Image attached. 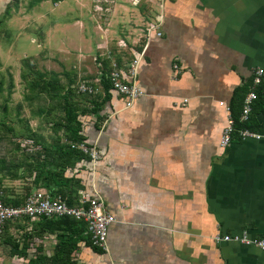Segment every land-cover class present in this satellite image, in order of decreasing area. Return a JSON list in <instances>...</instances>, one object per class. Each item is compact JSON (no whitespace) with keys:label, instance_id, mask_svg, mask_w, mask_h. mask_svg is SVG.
I'll return each instance as SVG.
<instances>
[{"label":"crops","instance_id":"crops-1","mask_svg":"<svg viewBox=\"0 0 264 264\" xmlns=\"http://www.w3.org/2000/svg\"><path fill=\"white\" fill-rule=\"evenodd\" d=\"M10 1L0 0V11ZM123 2L93 0L96 52L80 20L63 48L66 54L74 46L83 52L69 74L77 85L81 79L95 84L93 95L102 106L101 119L92 113L81 117L97 158L86 154L65 175L79 178L80 194L98 196L116 217L108 248H93L83 226L64 223L51 230V222L39 219L14 232L26 255L9 253L11 262L54 264L65 261L71 246L75 264H264V251L255 246L215 241L225 234L264 238V136L236 135L229 145L221 144L230 113L240 117L254 68L264 69V0ZM154 4L156 21L163 18L161 35L148 36L140 21L154 13ZM14 6L27 22L22 3ZM94 54L96 73L87 64ZM113 58L120 67L140 58L136 76L125 71L122 77L143 90L130 107L124 96L101 84ZM257 90L250 117L264 135V78ZM35 130L52 141L51 126Z\"/></svg>","mask_w":264,"mask_h":264},{"label":"trees","instance_id":"trees-1","mask_svg":"<svg viewBox=\"0 0 264 264\" xmlns=\"http://www.w3.org/2000/svg\"><path fill=\"white\" fill-rule=\"evenodd\" d=\"M41 1L43 0H37V2ZM18 2L19 0H11L8 6L10 10L12 5ZM9 8L7 14H10ZM4 23L5 20L0 19V30ZM38 66L37 59L23 58L21 77L27 88V100L42 102L43 105H39L33 112L51 126L54 133L53 139L47 143L44 136L33 129L30 119L21 120L20 126L13 119H9V108L4 98L3 110L0 113V143H3V139L9 136L12 146L5 149L0 144V149H2L0 151V188L3 189L4 201L8 204L22 205L29 195L41 186H45L53 196L63 198L69 205H78L81 198L80 188L84 185L79 178L68 177L65 173L68 168H72L75 162L87 154L79 148L81 143L86 142L81 117L92 113L101 119L102 106L97 103L96 95L88 92L82 93L78 90L75 80L68 71L41 70ZM105 66L108 67L107 63ZM109 73V68L102 71L101 84L106 92L111 88ZM64 74L69 78L66 82L62 77ZM13 87L14 82L11 78L8 84L9 93ZM0 93H3L2 80H0ZM257 93L258 100L259 90ZM88 104H92L90 108L86 107ZM0 106L2 107L1 104ZM238 117L239 115L236 116L237 120ZM236 126L253 130L257 128L255 123L251 122V117L245 123L236 121ZM12 138L20 140H12ZM21 139L33 140V146L29 143L24 145ZM37 145L40 147L35 148ZM31 177L34 179L29 181ZM6 180L20 181L22 185L16 189L6 185ZM34 189L36 190L33 191ZM41 221L51 222L53 225L50 227L51 230L64 226V223L83 226L87 230L85 222L68 216L42 218ZM29 222V218H22L8 221L5 224L0 240H3V244H7L11 256L26 255L25 248H21L20 240L15 237L14 232L20 230L23 232ZM88 238L91 246L99 249L92 244L90 235ZM67 247L68 251L65 253L68 257L65 261L55 260L54 264H75L69 259L72 252L71 246ZM74 249L72 245V250ZM63 251L65 247L60 244L56 255L61 257Z\"/></svg>","mask_w":264,"mask_h":264},{"label":"rangeland","instance_id":"rangeland-1","mask_svg":"<svg viewBox=\"0 0 264 264\" xmlns=\"http://www.w3.org/2000/svg\"><path fill=\"white\" fill-rule=\"evenodd\" d=\"M34 1L36 2V0ZM79 1L63 0L58 2V0H44L39 3L37 2L34 6L33 3L27 0H19L22 3L20 10L25 12L26 9L28 11V14L26 13L29 18L27 22L22 19V15L25 13L17 14V7L15 6L13 9L11 7V10L8 7L10 14H7L8 8L0 11V19L6 20L0 30V80L3 81V93H0V104L2 105V107L0 106V113L3 110V104L6 99L9 108V119H13L19 126L21 120L30 119L33 129H38L39 127L43 130L50 129V125L47 122H43L41 117L34 115L33 112L39 105H43L42 102L39 100L30 102L26 98L27 88L21 77L23 58L33 57L37 59L38 67L41 70L62 72V70L68 71L72 69L71 67L77 66L81 60V56L79 55L83 54V52H79V49L75 46L72 47V51L70 50L69 54H66L63 49L68 47L64 43V40L66 41L68 38L75 37V33L78 32L75 25L77 20L86 24L90 34L92 51L96 50V31L93 30L91 24L93 0H81L83 5L79 4ZM118 1L121 3L126 2H123V0ZM55 2H58V4ZM25 4L26 6H24ZM152 8L154 13L148 19L143 18L140 21V24L146 26V28H148L150 22H152L151 24L156 23L155 15L158 13L159 7L154 4ZM11 14L12 16L9 18L8 15ZM5 24H7L6 28ZM24 26L27 29H22ZM95 57L94 54L87 58V64L89 62L94 70L97 63ZM68 72L70 73V71ZM10 77L14 82L11 93H9L8 89ZM62 77L65 80V76L62 75ZM81 81L84 83L82 79ZM76 86L78 88L79 85L76 84ZM14 140L19 141L20 139ZM3 141L0 144L5 149L8 146H12L9 136L3 139ZM21 142L24 145L25 143H31V141L28 142L25 139H21ZM19 183L21 182L5 181L6 185L14 188H18ZM9 251V247L0 244V257H4V264H13L9 257Z\"/></svg>","mask_w":264,"mask_h":264},{"label":"built area","instance_id":"built-area-1","mask_svg":"<svg viewBox=\"0 0 264 264\" xmlns=\"http://www.w3.org/2000/svg\"><path fill=\"white\" fill-rule=\"evenodd\" d=\"M162 22L163 18L158 17L156 23H150L146 28L148 36L153 31L161 35L159 28ZM122 45L125 46L126 43L123 42ZM108 55L110 54L108 53ZM139 63L140 58H135L131 64L120 67L115 58L111 61L112 70L109 73L111 87L118 94L125 97L127 107L132 106L134 101L143 95V90L135 82H127L122 77L125 71L130 76L135 77ZM263 78L264 69L261 67L254 68L251 87L243 99L242 111L239 117L240 122L249 121L253 104L258 98L256 89L262 84ZM96 87L95 84L80 83L78 90L84 93H94ZM236 135L242 139H261L264 136L262 133L250 128H238L234 116L230 113L222 133L221 144L223 146L229 145ZM79 148L94 159L98 156L96 149L85 141L79 145ZM64 216L85 222L92 244L103 250L108 248V230L110 225L116 222L117 219L106 209L98 196H88L82 192L79 204L72 206L67 204L63 198L53 196L48 190L38 189L29 195L22 205H13L4 201V191L0 188V235L5 224L11 220L29 218L30 221H36L42 218ZM215 241L217 243L223 241L236 242L246 246H255L264 251V238L262 237H250L247 234H225L216 235Z\"/></svg>","mask_w":264,"mask_h":264}]
</instances>
